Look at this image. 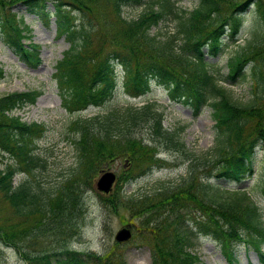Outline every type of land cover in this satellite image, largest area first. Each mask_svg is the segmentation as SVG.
<instances>
[{"label":"trees","instance_id":"obj_1","mask_svg":"<svg viewBox=\"0 0 264 264\" xmlns=\"http://www.w3.org/2000/svg\"><path fill=\"white\" fill-rule=\"evenodd\" d=\"M197 1V7L188 12L176 7L172 0H0V37L21 62L36 68L40 64L39 47L26 43L31 30L11 8L21 5L30 11L38 10L39 18L45 23L54 18L57 39L63 38L68 43V49L55 64L52 77L67 113L108 104L116 92L117 65L121 67L122 84L130 97L150 93V81L155 80L167 88L171 101L189 106L195 116L203 107H210L217 130L218 160L212 167L214 176L240 184L254 173L255 149L260 145L264 150V68H259V62L255 63L251 74L255 94L247 104H240L219 84L220 77L211 70L207 58L214 59L221 54L227 45L225 40L236 42L243 17L251 6L256 20L264 25V0ZM47 3L53 11L46 10ZM128 6H145V9L137 19L126 20L121 13ZM107 7L112 23L105 18ZM162 22H174V32L167 31L164 36L151 34V29ZM254 37L257 38V34ZM261 38L264 39V34ZM96 40L99 51L91 56L89 49L96 45ZM107 44L114 50L105 52L88 76L94 57L104 51ZM245 48L227 61L229 83L244 80L243 70L252 62L248 59L257 55L255 45L248 43ZM260 55H257L259 59H264ZM3 77L0 67V80ZM38 96L39 92L35 91L0 96V153L12 161L0 171V198L11 212L3 225L0 224V241L14 247L28 264H124L113 251L101 256L87 253L82 257L65 246L59 249L62 246L59 243L80 234L85 219L84 192L92 188V180L105 165L120 158L136 163L139 172L118 176L117 189L121 188V183L162 167L165 161L155 156L156 149L131 135L135 127L148 124L154 135L163 139L165 148L176 151L184 149L178 138L183 128L172 133L163 129L162 112L156 103L140 108L111 109L102 116L73 121L69 128L76 135L72 141L76 168L49 190L37 178L47 167L37 145L46 127L36 122L26 123L13 114L34 103ZM248 129L251 132L245 138ZM202 166L208 167L207 164ZM17 173H24L27 178L13 186ZM187 177L189 180L176 186L160 185L154 194L162 195L155 203L147 202L148 196L120 200L116 189L113 194L102 197L103 204L111 209H116V204L121 202L122 207H135L137 214L155 209V214L161 215L166 207L176 214L172 220L163 218L159 233L153 236L151 264H200L189 249L193 245L194 228L195 232L211 235L219 241L230 261L237 243L247 239L258 248L264 242L262 212L249 193L221 188L200 178L196 180L192 167ZM261 191L264 197V185ZM191 205L209 225H203L194 217L189 226V221L182 219L180 211ZM168 240L169 248L164 245ZM41 241L55 243L56 248L51 253L30 251Z\"/></svg>","mask_w":264,"mask_h":264},{"label":"rangeland","instance_id":"obj_2","mask_svg":"<svg viewBox=\"0 0 264 264\" xmlns=\"http://www.w3.org/2000/svg\"><path fill=\"white\" fill-rule=\"evenodd\" d=\"M176 7L188 12L195 9L198 5L197 0H172ZM145 9V6H128L122 9L121 17L126 20H135ZM46 10L53 11L50 3H47ZM38 10L30 11L24 6L16 5L11 8L18 18L22 19L25 25L30 28V40L26 43H33L39 47L40 64L36 68H29L10 48L2 43L0 37V67L4 71V77L0 80V96L22 91L39 92V96L32 104L15 111L13 114L19 116L26 123H40L46 127L44 136L37 142L38 153L46 159L47 167L38 173L37 178L43 186L53 190L60 182L67 178L76 168V152L72 141L76 135L70 130V123L80 119L102 116L111 109H121L128 106L140 108L147 103H156L159 111L162 112V127L172 133L178 128L183 129L178 132L179 142L184 149L174 150L165 148V142L159 136L156 137L148 124H141L132 130L131 135L145 145L156 149V153L162 162L161 168H154L151 172L134 180L122 184L121 188L116 186L112 191L119 192L117 196L120 200L128 197L139 198L148 196L147 202L155 203L162 193L154 194L160 185L165 187L176 186L186 180L190 168L193 170V178H200L202 182H208L225 189H240L249 193L251 200L262 212L264 224V197L262 187L264 185V150L259 145L252 156L254 174L244 179L240 184L218 180L214 176L215 170L212 169L218 160L215 152L217 144V130L212 118L210 107H204L198 116H194L190 107L178 101H170L167 88L163 84L151 80L150 93L140 97H130L122 84V71L120 66L116 67V92L114 98L104 107H89L82 112L67 113L61 104L53 74L55 64L62 58L63 52L68 49V43L63 38L57 39L56 25L54 18H50L48 23L39 18ZM112 14L109 8L105 9L107 22L112 23ZM174 22H162L151 29V34L164 36L167 31L174 32ZM257 34V38L254 37ZM264 25L255 18L253 7L243 17V27L235 43L226 41L221 54L215 59L207 58L211 65V70L217 72L220 77V85L231 95L232 99L240 104H247L255 94V84L252 82L251 74L256 62L259 68H264V59H259V53L264 58ZM97 40L89 49L90 55L94 56L99 51ZM248 43L255 45L257 55L250 57L252 62L244 68L246 78L237 79L235 83L227 81V61L237 52H242ZM110 50H114L108 44L98 56L94 57V64L88 69L87 75L92 74L102 55ZM245 51V50H244ZM257 56V57H256ZM255 60V62H254ZM255 88V89H254ZM258 91V89H257ZM251 130L245 133V138L249 136ZM131 162L128 164V162ZM12 161L6 155L0 153V171L5 170ZM207 164V168L203 167ZM198 165V167H196ZM204 168V169H203ZM113 171L117 176L135 175L138 167L131 159L120 158L105 165L92 180V188L84 192L85 219L77 237H70L65 243H59V249L67 247L69 250L78 252L82 257L87 253L104 255L113 251L124 264H151L153 258L152 238L159 233L163 218L172 220L176 214L169 211V207L160 214H155V209L145 210L137 214L135 207H122V203L116 204V209L107 207L102 202L103 196L95 189V181L103 171ZM27 176L24 173H17L13 178V186L22 183ZM189 180V179H187ZM186 180V181H187ZM172 185V186H171ZM116 189V190H115ZM109 194V195H110ZM99 195L101 197L99 198ZM11 213L7 205L0 198V224L7 220ZM134 213L136 215H134ZM182 219L189 221V226L193 224L192 218L203 225H209L206 218H202L191 207L181 210ZM148 220L147 224L146 221ZM129 226L131 238L124 243H117L114 239L115 234L122 227ZM170 234V232H169ZM193 245L189 248L198 258L200 264H230L224 255L219 241L211 235L203 233L197 234L193 231L191 235ZM53 241V240H52ZM245 241H248L245 239ZM28 243V242H27ZM25 243V244H27ZM50 241H41L36 248L30 249L32 252L51 253L56 244ZM170 240L164 241V245L169 248ZM49 246V248H48ZM259 254L253 246L246 242H240L234 247L233 256L235 264H264V243L260 244ZM0 264H28L11 245H5L0 241Z\"/></svg>","mask_w":264,"mask_h":264},{"label":"water","instance_id":"obj_3","mask_svg":"<svg viewBox=\"0 0 264 264\" xmlns=\"http://www.w3.org/2000/svg\"><path fill=\"white\" fill-rule=\"evenodd\" d=\"M115 174L111 171L104 172L96 181V189L97 191L108 194L111 189L112 185L115 182ZM131 237V232L129 227L121 228L115 235V240L119 243L126 242Z\"/></svg>","mask_w":264,"mask_h":264}]
</instances>
